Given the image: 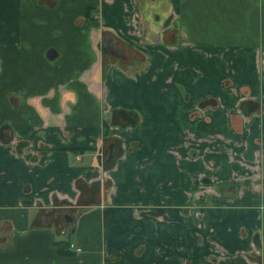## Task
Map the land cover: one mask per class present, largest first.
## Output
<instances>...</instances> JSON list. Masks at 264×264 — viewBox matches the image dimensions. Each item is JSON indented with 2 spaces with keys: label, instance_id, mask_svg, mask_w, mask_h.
Here are the masks:
<instances>
[{
  "label": "crops",
  "instance_id": "crops-1",
  "mask_svg": "<svg viewBox=\"0 0 264 264\" xmlns=\"http://www.w3.org/2000/svg\"><path fill=\"white\" fill-rule=\"evenodd\" d=\"M0 264H264V0H0Z\"/></svg>",
  "mask_w": 264,
  "mask_h": 264
},
{
  "label": "built area",
  "instance_id": "built-area-1",
  "mask_svg": "<svg viewBox=\"0 0 264 264\" xmlns=\"http://www.w3.org/2000/svg\"><path fill=\"white\" fill-rule=\"evenodd\" d=\"M68 248H70L73 252L77 253L81 251V247L78 244H75L74 242L68 243Z\"/></svg>",
  "mask_w": 264,
  "mask_h": 264
},
{
  "label": "trees",
  "instance_id": "trees-1",
  "mask_svg": "<svg viewBox=\"0 0 264 264\" xmlns=\"http://www.w3.org/2000/svg\"><path fill=\"white\" fill-rule=\"evenodd\" d=\"M87 13V12H86ZM210 101H211V99H209ZM209 101V102H210ZM204 102H207V100L206 101H204ZM135 116V115H134ZM109 162H107L106 164L104 163V166H111L112 165V159H110V160H108ZM61 242V240H59V241H56V244L58 245V243H60Z\"/></svg>",
  "mask_w": 264,
  "mask_h": 264
},
{
  "label": "water",
  "instance_id": "water-1",
  "mask_svg": "<svg viewBox=\"0 0 264 264\" xmlns=\"http://www.w3.org/2000/svg\"><path fill=\"white\" fill-rule=\"evenodd\" d=\"M66 217H68L69 219V221H70V216H68L67 214H64V218L66 219Z\"/></svg>",
  "mask_w": 264,
  "mask_h": 264
}]
</instances>
